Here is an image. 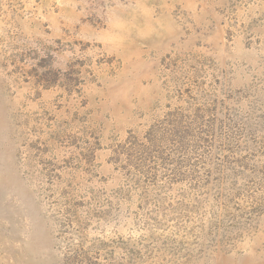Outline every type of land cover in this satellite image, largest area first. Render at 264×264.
<instances>
[{
    "label": "rangeland",
    "instance_id": "rangeland-1",
    "mask_svg": "<svg viewBox=\"0 0 264 264\" xmlns=\"http://www.w3.org/2000/svg\"><path fill=\"white\" fill-rule=\"evenodd\" d=\"M0 264H264V0H0Z\"/></svg>",
    "mask_w": 264,
    "mask_h": 264
}]
</instances>
